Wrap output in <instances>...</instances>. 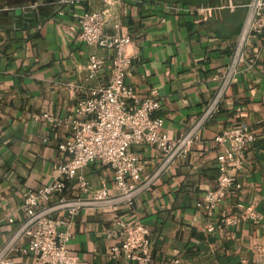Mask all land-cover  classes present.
I'll list each match as a JSON object with an SVG mask.
<instances>
[{
	"label": "crops",
	"instance_id": "0c3cea01",
	"mask_svg": "<svg viewBox=\"0 0 264 264\" xmlns=\"http://www.w3.org/2000/svg\"><path fill=\"white\" fill-rule=\"evenodd\" d=\"M250 0H119L112 3L106 30L130 36L132 57L125 82L137 99L154 96L163 118L159 132L179 137L192 117L212 97L228 63ZM0 246L22 215L19 205L27 190L50 183L55 165L67 159L59 144L70 136L71 115L89 88L108 81L113 52L79 39L82 11L103 7L100 0L64 4L62 0H0ZM36 10V20L16 22L15 9ZM59 11H62L60 14ZM105 59L97 77L87 79L88 56ZM133 103V101H129ZM247 125L256 139L246 147L245 161L230 169L234 189L214 210L212 222L242 214L253 205L257 222L207 233V216L197 204L216 186V157L222 146L214 138L224 128ZM143 174L160 164L162 154L147 145L136 147ZM91 188L110 189L112 170L94 163L82 170ZM76 181L65 193L79 194ZM13 217L15 223L7 218ZM68 249L79 264H148L126 252L111 258L109 249L123 237L118 222L143 224L150 238L149 264H264V34L248 41L241 71L218 114L185 158L179 159L131 206L85 210L72 219ZM28 241H24L26 245ZM30 252L15 258L29 264Z\"/></svg>",
	"mask_w": 264,
	"mask_h": 264
},
{
	"label": "built area",
	"instance_id": "2783aa9c",
	"mask_svg": "<svg viewBox=\"0 0 264 264\" xmlns=\"http://www.w3.org/2000/svg\"><path fill=\"white\" fill-rule=\"evenodd\" d=\"M84 1L93 0H62V3ZM100 1L103 7L81 12L79 39L87 45L113 52L110 76L106 83L90 87L88 94L65 119L70 123V136L58 147L67 159L55 165L56 175L52 181L35 191L23 193L18 208L22 218L17 223L12 216L7 218L15 227L0 246V264H15V258L28 251L32 258L29 264H79L78 255L67 247L71 219L85 210L114 209L122 204L131 206L137 196L154 186L179 159L185 158L191 146L200 141L204 128L218 114L241 71L248 41L264 34V0H250L228 63L215 75L217 86L212 97L200 113L191 118L184 132L171 139L159 132L163 118L154 115L160 108L159 100L154 96L137 99L134 90L125 82L132 63L128 50L132 40L120 32L118 21L113 25V33L106 30L112 14L111 5L119 0ZM3 10L0 7V12ZM104 65L105 59L91 52L86 64L87 79L97 77ZM255 139L247 125L226 127L215 136L214 143L222 146L216 157V186L197 204L207 216L204 227L207 233L235 225L241 219L257 222L253 205L242 207L241 204L238 206L242 214L224 216L218 224L212 222L216 205L233 191V187L239 188L230 169L243 164L246 147ZM143 145L154 147L162 154L160 164L146 175L135 150ZM94 163L112 170L110 189L106 184L91 188L82 170ZM74 180L79 194L69 195L65 191L68 183ZM118 225L116 231L123 240L110 247L109 256L116 258L126 252L131 258L149 264L152 260L146 227L123 221ZM24 241L28 243L24 245Z\"/></svg>",
	"mask_w": 264,
	"mask_h": 264
},
{
	"label": "water",
	"instance_id": "95a60500",
	"mask_svg": "<svg viewBox=\"0 0 264 264\" xmlns=\"http://www.w3.org/2000/svg\"><path fill=\"white\" fill-rule=\"evenodd\" d=\"M13 15L15 17L16 22H19L20 20H24L26 22H30L33 19L36 20V10L32 9L31 11H23V9L18 8L13 11Z\"/></svg>",
	"mask_w": 264,
	"mask_h": 264
},
{
	"label": "trees",
	"instance_id": "16d2710c",
	"mask_svg": "<svg viewBox=\"0 0 264 264\" xmlns=\"http://www.w3.org/2000/svg\"><path fill=\"white\" fill-rule=\"evenodd\" d=\"M183 1H190V0H183ZM210 2H216V0H208Z\"/></svg>",
	"mask_w": 264,
	"mask_h": 264
}]
</instances>
